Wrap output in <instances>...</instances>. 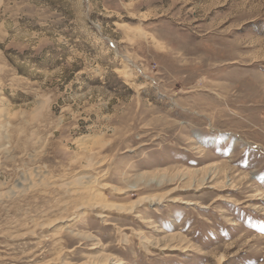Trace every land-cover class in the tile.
I'll use <instances>...</instances> for the list:
<instances>
[{
    "label": "rangeland",
    "instance_id": "374dc122",
    "mask_svg": "<svg viewBox=\"0 0 264 264\" xmlns=\"http://www.w3.org/2000/svg\"><path fill=\"white\" fill-rule=\"evenodd\" d=\"M0 102V264H264V0H0Z\"/></svg>",
    "mask_w": 264,
    "mask_h": 264
},
{
    "label": "bare ground",
    "instance_id": "6f19581e",
    "mask_svg": "<svg viewBox=\"0 0 264 264\" xmlns=\"http://www.w3.org/2000/svg\"><path fill=\"white\" fill-rule=\"evenodd\" d=\"M1 103V102H0ZM10 118H9V114H7L6 113V111L4 110V109H0V131L1 130H4V131H6L8 128L7 127H9L8 126V120H9ZM10 124V123H9ZM7 128V129H6ZM264 150V149H263ZM40 173V172H39ZM33 175V174H32ZM35 175V174H34ZM40 175V174H39ZM39 175H37V176H39ZM36 176V175H35ZM41 177V176H40ZM32 179H34V177L32 178ZM37 179H39V178H37ZM32 181V180H31ZM36 181V180H35ZM88 181H90V183H94V180L93 179H91V178H88ZM30 183V182H29ZM91 185V184H90ZM147 202H151V203H154L155 202V200H152V199H148L147 200ZM156 203V202H155ZM114 206H116V205H112V207H114ZM117 207H119V208H122L123 210H125L128 214H130V213H133L134 212V210L136 209V207L135 206H130V207H122V206H117Z\"/></svg>",
    "mask_w": 264,
    "mask_h": 264
}]
</instances>
